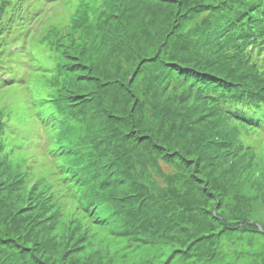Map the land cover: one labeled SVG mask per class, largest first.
I'll return each instance as SVG.
<instances>
[{
	"label": "rangeland",
	"instance_id": "obj_1",
	"mask_svg": "<svg viewBox=\"0 0 264 264\" xmlns=\"http://www.w3.org/2000/svg\"><path fill=\"white\" fill-rule=\"evenodd\" d=\"M27 3H34L38 24L16 55L18 80L0 84V261L85 264L93 255L98 264H264V129L216 113L186 83L158 78L164 43L199 33L206 13L193 12L191 20L174 7L169 17L170 7L156 0ZM54 51L83 61L61 92L81 94L72 99L84 103L82 124L68 119L74 135L83 137L86 127L91 140L111 142L98 166L123 146L131 155L124 166L143 193L189 212L161 239L151 236L154 226L147 230L155 241L146 229L123 236L82 213L79 187L64 168L71 156L55 138L61 119L49 102L60 89ZM253 62L260 77H252L264 84V66ZM110 123L117 132L101 135L100 124ZM176 149L185 161L167 160ZM124 187L109 193L120 198Z\"/></svg>",
	"mask_w": 264,
	"mask_h": 264
},
{
	"label": "trees",
	"instance_id": "obj_2",
	"mask_svg": "<svg viewBox=\"0 0 264 264\" xmlns=\"http://www.w3.org/2000/svg\"><path fill=\"white\" fill-rule=\"evenodd\" d=\"M156 1L158 6L170 7L167 13L169 17L176 16L174 7L175 11L180 9L182 13L185 12L181 18L186 16L192 20L193 12H205L207 15L197 27L199 33L184 40L182 36L177 44L173 43L176 40H172L170 44L164 43V51L159 60V82L167 76L169 80L186 83V88L192 92L190 95L194 94L193 98L198 101L207 100L216 108V113L264 129L259 123L249 119L258 118L264 112V84L252 77H260L253 73V60L256 64H261L262 68L264 66V0ZM27 2L28 0H0V84L18 80L20 73L17 70L21 68V61L16 55L21 44H26L28 34L34 33V25L38 24V18L34 19L37 15L35 5ZM81 23L78 24L79 27L87 33ZM49 37H55L53 31L45 39ZM54 47L57 51L56 46ZM55 51L56 83L53 82L59 85L60 89L58 94L54 89L56 97H50L49 102L58 111L61 119L58 125L60 133L55 138L57 144L64 143L60 150L71 156V161L64 168L68 170L67 176L72 177L73 183L79 187L78 198L82 213H93L90 220L113 225L110 232L123 236H134L146 229V239L155 241L153 238L149 239L147 230L154 226L155 230L150 233L151 236L161 239L168 231L166 227L176 225L183 220L184 214L188 215L189 212L178 208L174 203H170L168 207L162 206L153 196L144 194L130 177L129 167L124 166L131 155L123 146L110 149L111 157L106 159L109 164L98 166L99 155H102L105 146L111 142L102 137L103 143L101 138L96 143L94 138L91 140L86 127L83 137L74 135L68 128V119L72 118L82 124L81 120L85 117L84 103L72 99L81 94L73 97L61 92L62 84L69 79L66 75L70 74V70L82 66L83 61H70L65 58L63 52ZM173 68H178L179 72L173 71ZM76 75L79 76L80 73ZM261 78L262 82L264 77ZM169 80L162 82L168 83ZM101 115L103 120L108 121L106 113L101 111ZM102 125L104 124H100V134L105 137H112L117 132L112 123L109 127ZM194 140L200 144L199 139ZM151 143L158 146L157 149L162 148L159 144L152 141ZM167 155V160L173 158L179 161H185L186 156L183 152L179 154L177 149ZM195 155L194 164L198 161V155ZM165 156L163 158H166ZM122 183H125L127 193L120 198L113 197L109 193L111 187ZM199 225L203 228L210 226L207 223ZM5 246L8 247L6 244ZM95 257L92 255L83 263L98 264L99 258ZM0 264L6 263L1 259Z\"/></svg>",
	"mask_w": 264,
	"mask_h": 264
},
{
	"label": "snow or ice",
	"instance_id": "obj_3",
	"mask_svg": "<svg viewBox=\"0 0 264 264\" xmlns=\"http://www.w3.org/2000/svg\"><path fill=\"white\" fill-rule=\"evenodd\" d=\"M173 71L179 72L178 68H173ZM180 75H184V73H179ZM250 120H253L254 122H257L260 124L262 128H264V112L261 113V115L258 118H249ZM193 178H195V174H193Z\"/></svg>",
	"mask_w": 264,
	"mask_h": 264
}]
</instances>
